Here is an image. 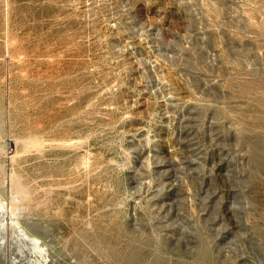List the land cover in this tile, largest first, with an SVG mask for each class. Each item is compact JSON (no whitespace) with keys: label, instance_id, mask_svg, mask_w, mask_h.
I'll list each match as a JSON object with an SVG mask.
<instances>
[{"label":"rangeland","instance_id":"374dc122","mask_svg":"<svg viewBox=\"0 0 264 264\" xmlns=\"http://www.w3.org/2000/svg\"><path fill=\"white\" fill-rule=\"evenodd\" d=\"M0 187L49 264H264V0H0Z\"/></svg>","mask_w":264,"mask_h":264},{"label":"bare ground","instance_id":"6f19581e","mask_svg":"<svg viewBox=\"0 0 264 264\" xmlns=\"http://www.w3.org/2000/svg\"><path fill=\"white\" fill-rule=\"evenodd\" d=\"M3 1V0H2ZM7 2V1H6ZM4 8V7H3ZM6 9V8H5ZM3 10V9H2ZM6 11V10H5ZM4 12V11H3ZM7 14H9L8 12H7ZM5 16H6V14H5ZM7 17H9V16H7ZM10 18V17H9ZM5 19V18H4ZM7 22V21H6ZM8 24H10L9 22H8ZM8 27V26H7ZM10 37H12V36H10ZM14 37V36H13ZM9 38V37H8ZM18 40V39H17ZM15 41H16V39H15ZM16 42H18V41H16ZM12 44V43H11ZM9 48V47H8ZM51 51V50H50ZM26 53V52H25ZM50 53V52H49ZM28 54V53H27ZM9 55V54H8ZM43 55V54H42ZM45 55H47V54H45ZM20 56H21V54H20ZM40 56V55H39ZM15 57V56H14ZM23 57V56H22ZM43 58H44V56H43ZM51 58V57H50ZM16 58H14V60H15ZM9 61V60H8ZM11 61V60H10ZM21 62V61H20ZM19 63V62H18ZM9 89V88H8ZM7 90V89H6ZM8 92V91H7ZM10 92V91H9ZM79 92V91H78ZM7 94V93H6ZM51 95V94H50ZM7 97H8V95H7ZM14 97V96H13ZM67 97V96H66ZM16 98V97H15ZM12 99V98H11ZM17 100V99H16ZM31 100V99H30ZM89 101V100H88ZM8 102H9V100H8ZM41 102V101H40ZM17 103V102H16ZM33 104H37V101H36V103H33ZM81 104H82V102H81ZM69 105H70V103H69ZM9 106V105H8ZM7 106V107H8ZM36 106V105H35ZM62 106H67V105H62ZM88 106V105H87ZM67 108V107H66ZM51 109V108H50ZM73 109V108H72ZM74 109H75V107H74ZM31 110V109H30ZM76 110V109H75ZM79 110V109H78ZM50 111V110H49ZM69 111H71V110H69ZM9 112V111H8ZM75 112V111H74ZM73 112V113H74ZM10 113V112H9ZM79 114V113H78ZM9 118V117H8ZM9 121V120H8ZM7 121V122H8ZM46 121V120H45ZM79 122V121H78ZM60 123V122H59ZM47 124V123H46ZM49 125V124H48ZM52 125V124H51ZM41 127V126H40ZM41 130V129H40ZM46 135V134H45ZM20 139V138H19ZM21 140V139H20ZM17 143H18V140H16V138H15V144L17 145ZM22 144H23V146L25 147V148H33V149H35L39 154H41V155H43V153H44V151H45V144H44V141L39 137V136H30V137H28V138H24L23 140H22ZM69 144V143H68ZM72 144V143H71ZM66 145V144H65ZM68 147V146H67ZM71 147V146H70ZM69 149V148H68ZM4 150V149H3ZM255 150V149H254ZM46 154V153H45ZM5 156H6V154H5ZM20 155H19V151L18 150H16L15 151V153H13V152H9V154L6 156L7 157V159L10 161V162H12L13 164L15 163V161H16V159L19 157ZM46 157H47V154H46ZM45 157V158H46ZM61 158H62V156H61ZM65 158V157H64ZM67 158V157H66ZM41 159V158H40ZM59 159V158H58ZM87 159V158H86ZM44 159H42V161H43ZM50 160V159H49ZM52 160V159H51ZM61 160V159H60ZM59 162V161H58ZM87 162V161H86ZM96 162V161H95ZM94 162V163H95ZM48 163V162H47ZM50 163H52V162H50ZM93 163V164H94ZM8 164V163H7ZM62 163H60V165H61ZM10 165V164H9ZM45 165H46V163H45ZM52 165V164H51ZM55 165V164H54ZM57 165V164H56ZM91 166H92V164H91ZM119 166H120V164H119ZM93 167V166H92ZM124 167V166H123ZM16 168V167H15ZM51 168V167H50ZM56 168V167H55ZM60 169V168H59ZM53 170H54V168H53ZM56 170V169H55ZM65 170V169H64ZM57 171V170H56ZM49 172H50V170H49ZM54 173V172H53ZM61 173V172H60ZM19 175V174H18ZM2 179H4V178H2ZM5 179H7V178H5ZM17 178L15 177V174L13 173V175H12V178H11V180L9 181L10 183H15L16 184V181L18 180H16ZM5 181V180H4ZM3 181V182H4ZM7 182H8V179H7ZM8 182V183H9ZM5 184H6V181H5ZM4 184V185H5ZM15 184H13V185H15ZM8 185V184H7ZM6 186V185H5ZM8 187H10V185H8ZM2 187H0V189H1ZM6 188H7V186H6ZM14 188V187H13ZM3 190H5V192L7 191L6 189H3ZM3 190H1V191H3ZM9 191V190H8ZM108 192V191H107ZM6 194V193H5ZM7 195H9L8 193H7ZM11 195V194H10ZM9 195V196H10ZM13 195V194H12ZM11 195V197L8 199V197L6 198V197H4V195L0 192V212L2 213V214H4V216L6 215V217H7V219L6 220H10V222H7L8 224H4L3 225V229H4V234H5V237H3V238H6V235L8 234V231L10 230V229H13V230H17L16 232L18 233H20V235L23 237V239L24 240H26L27 242H28V244H29V247H27L28 248V250H29V252H31V254H32V256H33V260H30V262H32V264H49L50 263V261H51V257H50V249H48V247H47V245H46V243L44 242V240H43V236H40L39 234H38V232H37V230H36V232L34 231V228L32 229L33 231H31V232H29L26 228L27 227H29V226H27V225H25V226H27V227H25L24 226V222H23V220L24 219H26V220H28L27 222H29V220H31V219H33L32 218V215H31V208H32V206L33 207H36V205H35V201L33 200H31V197H29V195L27 194V192H26V190H25V188H21V189H19L18 191H17V194H16V196H12ZM49 195V194H48ZM119 195V194H118ZM6 196V195H5ZM31 196V195H30ZM117 196V195H116ZM32 197H34V196H32ZM50 197V196H49ZM51 199V198H50ZM53 199V198H52ZM41 202V201H40ZM44 202V201H43ZM51 203V202H50ZM37 204V203H36ZM41 204H42V202H41ZM40 204V205H41ZM121 205H123V204H121ZM37 206H39V205H37ZM51 206V205H50ZM50 206H48V207H50ZM41 207V206H40ZM59 207V206H58ZM36 208H38V207H36ZM61 208H63V207H61ZM113 208L115 209V207H114V205H113ZM112 208V209H113ZM125 208V207H124ZM123 208V209H124ZM35 209V208H34ZM106 209V208H105ZM96 210V209H95ZM109 210V209H108ZM107 210V211H108ZM117 210V209H116ZM38 211V210H37ZM37 211H34V212H37ZM58 211V210H57ZM58 212H60V211H58ZM117 212V211H116ZM119 212V211H118ZM94 213H95V211H94ZM107 213V212H106ZM49 214V213H48ZM92 214V213H91ZM112 214V213H111ZM114 214V213H113ZM65 215V214H64ZM69 215V214H68ZM98 215V214H97ZM123 215V214H122ZM57 216V215H56ZM55 216V217H56ZM121 216V215H120ZM124 216V215H123ZM60 217V216H59ZM90 217H91V215H90ZM99 217V216H98ZM111 217H114V216H111ZM62 218V217H61ZM68 218V217H67ZM94 218V217H93ZM106 218V217H105ZM134 218V217H133ZM35 219V218H34ZM89 219V218H88ZM103 219V218H102ZM113 219V218H112ZM117 219H118V217H117ZM135 219V218H134ZM133 219V220H134ZM65 220V219H64ZM85 220V219H84ZM90 220V219H89ZM92 220V219H91ZM98 220V219H97ZM96 220V221H97ZM108 220V219H107ZM65 222V221H64ZM68 222H69V220H68ZM88 222V221H87ZM111 222V221H110ZM54 223V222H53ZM66 223V222H65ZM109 223V222H108ZM25 224H26V222H25ZM28 224V223H27ZM30 224H31V226L32 225H34L35 227H36V229L37 228H40V223H38V222H33V220L32 221H30ZM30 224H28V225H30ZM67 224V223H66ZM84 224V223H83ZM107 224V223H106ZM134 224V223H133ZM99 225V224H98ZM136 225V224H135ZM46 225H44L43 227H45ZM82 226L83 225H81L80 227L82 228ZM92 225L90 224V222H89V225H88V228H92L91 227ZM2 227V226H1ZM33 227V226H32ZM68 227H69V225H68ZM100 227V226H99ZM104 227V226H103ZM108 227V226H107ZM115 227V226H114ZM62 228V227H61ZM124 228V227H123ZM132 228V227H131ZM138 228V227H137ZM68 229H70V227L68 228ZM72 229V228H71ZM97 229V228H96ZM102 229V228H101ZM104 229V228H103ZM118 229H119V227H118ZM12 230V231H13ZM73 230V229H72ZM79 230V229H78ZM93 230V229H92ZM99 230V229H98ZM115 230H117V228H115ZM121 230H122V226H121ZM108 231V230H107ZM133 231V230H132ZM144 231V230H143ZM11 232V231H10ZM14 232V231H13ZM69 232V231H68ZM117 232V231H116ZM115 232V233H116ZM119 232H121V231H119ZM123 232V231H122ZM12 233V232H11ZM63 233V232H62ZM99 233V232H98ZM110 233V232H109ZM152 233H154V231L152 232ZM14 234V233H13ZM71 234V233H70ZM81 233H79L78 235H80ZM116 234H118V232L116 233ZM123 234H125V233H123ZM135 234V233H134ZM19 235V236H20ZM107 235V234H106ZM120 235V237H121V233L119 234ZM119 235H117V237L119 236ZM160 235V234H159ZM68 236V235H67ZM71 236V235H70ZM69 236V237H70ZM113 236H114V234H113ZM124 236V235H123ZM156 236V235H155ZM62 237V236H61ZM74 237V236H73ZM88 237V236H87ZM126 237V236H125ZM129 237V236H128ZM1 238V237H0ZM8 238V237H7ZM53 238V237H52ZM114 238V237H113ZM116 238V237H115ZM114 238V239H115ZM138 238V237H137ZM144 239H146L145 237H143ZM50 239V238H49ZM60 239V238H59ZM117 239H119V238H117ZM122 240L124 239V238H121ZM143 239V240H144ZM152 239H154V238H152ZM157 239H159V238H157ZM74 240V239H73ZM90 240H91V238H90ZM103 240V239H102ZM113 240V239H112ZM116 240V239H115ZM156 240V239H155ZM65 241V240H64ZM75 242H76V240H74ZM78 241V240H77ZM93 241V240H92ZM111 241V240H110ZM117 241V240H116ZM125 241H127V240H125ZM138 241V240H137ZM137 241H134V242H137ZM4 242V241H3ZM47 242V241H46ZM67 242H68V240H67ZM85 242V241H84ZM128 242V241H127ZM133 242V241H132ZM139 242V241H138ZM64 243V242H63ZM126 243V242H125ZM148 243V242H147ZM49 244V243H48ZM66 244V243H65ZM76 244V243H75ZM78 244V243H77ZM86 244V243H85ZM90 244V243H89ZM133 244V243H132ZM144 244H146V243H144ZM160 244V243H159ZM25 245V244H24ZM23 245V246H24ZM27 245V244H26ZM62 245V244H61ZM67 245V244H66ZM116 245H118L117 243H116ZM116 245H114V247L116 246ZM128 245V244H127ZM139 245H140V243H139ZM8 246V245H7ZM14 246H17V245H14ZM13 246V247H14ZM65 246V245H64ZM63 246V247H64ZM69 246V245H68ZM76 246V245H75ZM106 246V245H105ZM104 246V247H105ZM113 246V245H112ZM120 246V245H119ZM124 246V245H123ZM135 246V245H134ZM145 246V245H144ZM161 246V245H160ZM163 246V245H162ZM12 247V248H13ZM70 247V246H69ZM81 247V246H80ZM107 247V246H106ZM139 247V246H138ZM5 248V247H4ZM12 248H9L10 250L12 249ZM74 248V247H73ZM82 248H83V246H82ZM86 248V247H85ZM88 248V247H87ZM111 248V247H110ZM134 248V247H133ZM157 248H159V247H157ZM160 248H162V247H160ZM159 248V249H160ZM26 249V248H25ZM107 249V248H106ZM106 249H104V250H106ZM109 249V248H108ZM124 249H126V248H124ZM142 249V248H141ZM140 249V251H142ZM17 250V249H16ZM27 250V249H26ZM27 250V251H28ZM114 250V249H113ZM145 250V249H144ZM161 250V249H160ZM164 250V249H163ZM7 251V250H6ZM22 251V250H21ZM52 251V250H51ZM76 251H78V249L76 250ZM93 251V250H92ZM91 251V252H92ZM124 251V250H123ZM131 251V250H130ZM139 251V250H138ZM15 252V251H14ZM26 252V251H25ZM53 252V251H52ZM88 252V251H87ZM90 252V251H89ZM137 252V251H136ZM156 252V251H155ZM160 252V251H159ZM13 253V252H12ZM11 253V254H12ZM62 253V252H61ZM63 253H65V252H63ZM106 253V252H105ZM125 253V252H124ZM150 253V252H149ZM1 254V253H0ZM3 254V253H2ZM69 254V253H68ZM78 254V253H77ZM88 255H89V253H87ZM91 254V253H90ZM154 254V253H153ZM159 254V253H158ZM8 255V254H7ZM16 255V254H15ZM14 255V256H15ZM51 255H53V254H51ZM74 255V254H73ZM72 255V256H73ZM83 255V254H82ZM102 255V254H101ZM134 255H136V254H134ZM140 255H142V254H140ZM157 255V254H156ZM9 256V255H8ZM7 256V257H8ZM11 256V255H10ZM13 256V255H12ZM17 256V255H16ZM23 256V255H22ZM25 256V255H24ZM69 256V255H68ZM84 256H85V254H84ZM95 256V255H94ZM97 256V255H96ZM110 256V255H109ZM161 257H162V255H160ZM0 257H1V255H0ZM17 257H19V255L17 256ZM21 257V256H20ZM26 257V256H25ZM28 257V256H27ZM77 257V256H76ZM80 257H81V255H80ZM87 257V256H86ZM107 257V256H106ZM136 257V256H135ZM138 257V256H137ZM144 257V256H143ZM157 257V256H156ZM165 257V256H164ZM204 257V256H203ZM11 258V257H10ZM89 258V257H88ZM126 258V257H125ZM142 258V257H141ZM154 258V257H153ZM158 258V257H157ZM3 259V258H2ZM7 259V258H6ZM12 259V258H11ZM10 259V260H11ZM17 259V258H16ZM22 259H23V257H22ZM28 260H29V257L27 258ZM32 259V258H31ZM53 259V258H52ZM175 259V258H174ZM4 260H5V258H4ZM60 260H61V258H60ZM75 260V259H74ZM87 260V259H86ZM108 260V259H107ZM129 260V259H128ZM132 260H133V258H132ZM139 260V259H138ZM138 260H137V263H138ZM148 260V259H147ZM146 260V261H147ZM150 260H152V259H150ZM160 260H161V258H160ZM171 260V259H170ZM183 260V259H182ZM198 260L200 261V264H201V260H200V258H198ZM205 261H206V259H204ZM7 261V260H6ZM6 261H4L5 263H6ZM89 261V260H88ZM105 261V260H104ZM135 261H136V259H135ZM146 261H144V262H146ZM162 261V260H161ZM19 262V261H18ZM23 262V261H22ZM27 262V261H26ZM52 262V261H51ZM112 262H113V260H112ZM125 262V261H124ZM132 262V261H131ZM143 262V263H144ZM151 262V261H150ZM158 262V261H157ZM170 262V261H169ZM177 262V261H176ZM185 262V261H184ZM8 263V262H7ZM9 263H10V261H9ZM16 263V262H15ZM15 263H13V264H15ZM98 263V262H97ZM136 263V262H135ZM17 264V263H16ZM99 264V263H98ZM118 264V263H117ZM128 264H129V262H128ZM134 264V263H133ZM139 264V263H138ZM153 264V263H152ZM156 264V263H155ZM159 264V263H158ZM162 264V263H161ZM172 264V263H171ZM174 264V263H173ZM191 264V263H190ZM194 264V263H193Z\"/></svg>","mask_w":264,"mask_h":264}]
</instances>
